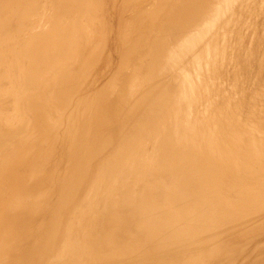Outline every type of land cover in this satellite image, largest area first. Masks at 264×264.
Masks as SVG:
<instances>
[{
	"label": "bare ground",
	"instance_id": "bare-ground-1",
	"mask_svg": "<svg viewBox=\"0 0 264 264\" xmlns=\"http://www.w3.org/2000/svg\"><path fill=\"white\" fill-rule=\"evenodd\" d=\"M16 103L0 264H264V0H0Z\"/></svg>",
	"mask_w": 264,
	"mask_h": 264
},
{
	"label": "rangeland",
	"instance_id": "rangeland-1",
	"mask_svg": "<svg viewBox=\"0 0 264 264\" xmlns=\"http://www.w3.org/2000/svg\"><path fill=\"white\" fill-rule=\"evenodd\" d=\"M11 93H15V92H11ZM18 106H20L19 103H16L15 105H12L10 106L9 108H7L6 106H4L3 109L0 110V124H2V122H7L8 118L15 115V114H18ZM46 155H44L45 157ZM14 159H17V158H14ZM52 159H53V162L51 164V167H49V171L47 172L49 175H50V179L45 181V182H42L41 184H49V183H52L53 179L52 177L54 176V172L56 170H60L62 168H65L67 165H70L71 162H74V158L69 155L68 153H66V156H64L63 158L60 156L59 152L57 149L53 150L52 151ZM38 171H41L40 169ZM34 170H30L29 168L23 172H19L18 174V178H24V177H31L33 175H35L34 173ZM36 177V175H35ZM5 180L6 183H7V186L9 184H11V173L9 174V171L5 172L4 174L1 173V181ZM4 236H8V233H5ZM9 240L8 241H11L13 240L10 236L7 237Z\"/></svg>",
	"mask_w": 264,
	"mask_h": 264
}]
</instances>
